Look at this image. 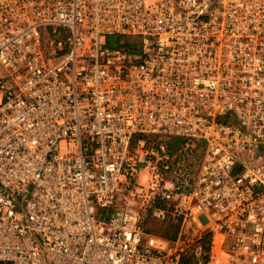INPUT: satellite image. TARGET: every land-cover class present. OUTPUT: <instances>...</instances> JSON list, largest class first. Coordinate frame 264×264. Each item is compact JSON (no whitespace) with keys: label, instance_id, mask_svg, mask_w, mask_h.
<instances>
[{"label":"built area","instance_id":"1","mask_svg":"<svg viewBox=\"0 0 264 264\" xmlns=\"http://www.w3.org/2000/svg\"><path fill=\"white\" fill-rule=\"evenodd\" d=\"M0 261L264 264V0H0Z\"/></svg>","mask_w":264,"mask_h":264},{"label":"trees","instance_id":"2","mask_svg":"<svg viewBox=\"0 0 264 264\" xmlns=\"http://www.w3.org/2000/svg\"><path fill=\"white\" fill-rule=\"evenodd\" d=\"M120 37L116 35L108 36L107 43L110 46H116L119 44ZM128 46H134L136 43L135 40L132 38L126 39L125 42ZM187 143V140L182 137H175L168 140V148L170 152L174 155V167L172 168V171L170 174L174 176L178 187V191H189L193 188L194 181H195V175L196 171H194L192 168L189 167L196 166V163L201 162V159L205 153L206 148V142L204 140H194L192 141V144H194L193 147H189L188 150L184 149V145ZM183 144V145H182ZM190 155H189V154ZM191 157L190 163L187 165H183V161L187 163L186 160H189ZM163 222H169L170 227H174L176 230V233L179 231V222L174 220L172 216L169 217V219L163 221ZM149 230V229H148ZM150 231V230H149ZM167 236L169 234H166ZM175 237V236H172ZM202 245L204 250L209 253L211 250V233L203 232L202 236L198 241L193 243L189 249H188V255L186 256V260L188 262H192L194 259V248L198 245ZM0 264H10L9 262H3L0 261Z\"/></svg>","mask_w":264,"mask_h":264},{"label":"rangeland","instance_id":"3","mask_svg":"<svg viewBox=\"0 0 264 264\" xmlns=\"http://www.w3.org/2000/svg\"><path fill=\"white\" fill-rule=\"evenodd\" d=\"M186 140H187V143H185V145H184V149L188 150L189 147H193L194 144H192L191 142H189L188 139H186ZM182 145H183V144H182ZM188 154H189V153H188ZM189 155H190V154H189ZM186 161H187V163H185V161H183V165H187L188 163H190V161H191V157H190L189 160H186ZM199 165H200V162H199V163L197 162L195 167L191 166V167H189V168H190V169L192 168L194 171H196V174H197V171H198ZM145 176H146V175H145V173H144V174L142 175V179L146 180L147 177H145ZM195 176H196V175H195ZM169 224H170L169 222H163V221H161V220H159V219L154 218V216H151V217H149V219H148V222H147V228H148L151 232H153L154 234L162 235V236H165V237H168V238H173L172 236H177L178 233H176V230L174 229V227H173V228L170 227ZM192 231H193V233H195L196 230H192ZM166 234H169V235L167 236ZM215 253H216V255H217V253H218V255H220L218 249L215 250ZM239 264H240V263H239Z\"/></svg>","mask_w":264,"mask_h":264},{"label":"crops","instance_id":"4","mask_svg":"<svg viewBox=\"0 0 264 264\" xmlns=\"http://www.w3.org/2000/svg\"><path fill=\"white\" fill-rule=\"evenodd\" d=\"M151 232V231H150ZM153 233V232H152ZM154 234V233H153ZM158 235V234H157Z\"/></svg>","mask_w":264,"mask_h":264}]
</instances>
